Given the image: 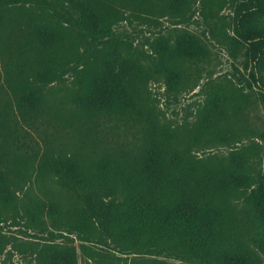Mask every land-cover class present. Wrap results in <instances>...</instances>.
<instances>
[{
	"label": "trees",
	"instance_id": "obj_1",
	"mask_svg": "<svg viewBox=\"0 0 264 264\" xmlns=\"http://www.w3.org/2000/svg\"><path fill=\"white\" fill-rule=\"evenodd\" d=\"M192 1L115 0L107 22L93 28L58 6L51 9L48 0H0V89L12 96L6 110L0 105V135L14 133L9 112L20 118L37 113L47 100L42 86L73 73L74 102L86 116L141 134L135 160L115 153L90 163L73 155L39 157L36 180H55L78 199L73 230L135 255L130 264H259L264 130H252L256 140L239 147L231 94L221 87L209 91L194 121L166 122L150 84L163 80L169 92H180L186 66L207 60L209 49L187 30L174 39L158 36L148 51L117 32L131 17H184ZM238 12L237 40L254 54L255 75L264 87V0H244ZM214 147L232 150L226 157L197 156ZM3 167L0 158V209L11 211L14 220L23 212L28 228L37 227L42 216H57L54 203L20 207L18 190L28 170L8 167L7 174ZM52 239L38 250L39 264H78L74 247L60 248ZM7 245L0 236V256Z\"/></svg>",
	"mask_w": 264,
	"mask_h": 264
},
{
	"label": "rangeland",
	"instance_id": "obj_2",
	"mask_svg": "<svg viewBox=\"0 0 264 264\" xmlns=\"http://www.w3.org/2000/svg\"><path fill=\"white\" fill-rule=\"evenodd\" d=\"M73 13L90 27L107 22L115 0H48ZM244 0H193L184 17H131L120 23L117 32L128 36L140 51H148L149 42L162 35L174 39L179 30H187L209 49V58L186 66L184 89L169 92L163 80L150 84L152 97L163 112V119L173 126L194 121L207 94L221 87L231 94L230 114L241 133L239 147L256 140L252 130H264V87L255 75L254 54L240 43L235 34L239 9ZM100 41V39H98ZM75 76L69 73L60 80L43 85L46 103L37 113L19 117L9 112L11 137L0 135V158L8 167L27 169L29 179L18 190L19 206L31 202L54 203L60 212L56 217L42 216L40 224L28 228L26 219H13L11 211L0 209V236L8 245L0 256V264H39L37 253L47 240L60 248L74 247L78 264H130L135 255L113 250L111 242L101 244L98 237L84 232L78 235L80 205L73 192L55 180L37 181L34 167L41 155H73L85 162H94L105 154L128 160L138 155L141 134L134 128L115 121L86 116L74 102ZM2 85V82H0ZM12 101L8 88L0 89V105L5 110ZM8 111V110H7ZM231 148L214 147L197 156L226 157ZM132 155V156H131ZM260 166V165H259ZM263 163L260 168H263ZM121 201V196H108ZM240 209V207H239ZM238 209V211H239ZM73 231V233H70ZM143 258H153L142 256ZM175 262L172 259L159 258ZM259 264H264V257Z\"/></svg>",
	"mask_w": 264,
	"mask_h": 264
}]
</instances>
